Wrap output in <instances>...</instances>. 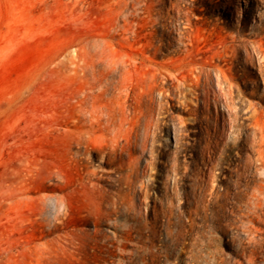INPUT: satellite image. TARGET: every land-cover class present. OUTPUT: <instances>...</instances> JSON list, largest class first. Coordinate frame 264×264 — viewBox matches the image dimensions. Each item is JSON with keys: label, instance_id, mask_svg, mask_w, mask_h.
Returning <instances> with one entry per match:
<instances>
[{"label": "rangeland", "instance_id": "obj_1", "mask_svg": "<svg viewBox=\"0 0 264 264\" xmlns=\"http://www.w3.org/2000/svg\"><path fill=\"white\" fill-rule=\"evenodd\" d=\"M0 264H264V0H0Z\"/></svg>", "mask_w": 264, "mask_h": 264}]
</instances>
